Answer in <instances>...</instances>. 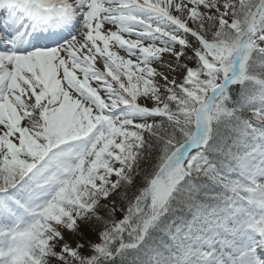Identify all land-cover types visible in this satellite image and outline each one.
I'll use <instances>...</instances> for the list:
<instances>
[{"label":"snow or ice","instance_id":"6c2138e0","mask_svg":"<svg viewBox=\"0 0 264 264\" xmlns=\"http://www.w3.org/2000/svg\"><path fill=\"white\" fill-rule=\"evenodd\" d=\"M0 264H264V0H0Z\"/></svg>","mask_w":264,"mask_h":264}]
</instances>
